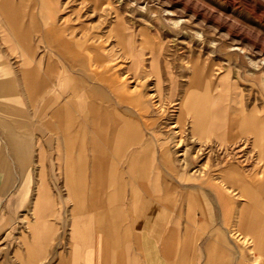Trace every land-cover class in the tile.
<instances>
[{
    "label": "rangeland",
    "instance_id": "rangeland-1",
    "mask_svg": "<svg viewBox=\"0 0 264 264\" xmlns=\"http://www.w3.org/2000/svg\"><path fill=\"white\" fill-rule=\"evenodd\" d=\"M14 2L17 5L13 9L18 12L22 27L28 30L35 50L23 53L0 8V80L3 76L13 77L16 85L12 91L17 92L22 119L30 127L21 136H11L3 123L16 117L5 111L0 100V193L3 194L0 209L14 212L10 234L13 249L21 250L22 244L27 246L32 225L42 221L55 230L56 253L62 256L76 246L85 249L102 242L99 238L103 233L97 224L100 212L73 213L76 201L70 197L64 181V148H56L54 135L41 134V102H47V95L52 92L63 94L62 102L56 105L59 111L75 102L78 108L73 107L79 115L90 110L91 105H86L88 99L84 98V85L91 88L92 83L78 76L86 68L107 76L106 81L127 99L119 107L136 113L135 119L145 137L152 138L156 147L158 140V144L165 142L169 147L166 148L171 160L169 166L159 161L164 148L151 149L155 167L149 183L138 178L132 180L126 165L119 163V169L124 171L123 179L114 185L105 184L106 202L111 193L122 192L117 208L126 217L142 196L170 195V190H175L178 201L189 185L209 177L218 182L230 166L237 167L245 176L258 172L261 164L252 134L239 130L237 143L228 147L218 146L219 138L213 133L193 138L191 116L179 118L178 109L189 92L208 88L221 106L240 108L239 115L256 106L260 113L264 112V0ZM28 58L41 66L34 73L40 81L45 77L48 63L57 62L60 68L53 77V86L44 88L36 97L28 96L19 81ZM69 69L77 72V79L71 80ZM63 72L69 84L67 88L77 93L75 102L69 100L67 88L58 85ZM99 83L115 99L110 86ZM4 90L0 85V98ZM137 99L143 100L147 112L141 110L135 102ZM21 139L26 148H16V142ZM18 149L24 151L22 156L17 154ZM121 157L115 155L113 159L120 161ZM45 187L52 195L53 209L41 216L35 211V202ZM232 195L236 201V218L234 226L227 231L230 249L224 254L223 264H263L264 258L259 256L254 233L248 226L249 213L245 208L249 200L244 189L238 188ZM79 228L82 233L91 231L87 246L82 238L78 239Z\"/></svg>",
    "mask_w": 264,
    "mask_h": 264
},
{
    "label": "crops",
    "instance_id": "crops-1",
    "mask_svg": "<svg viewBox=\"0 0 264 264\" xmlns=\"http://www.w3.org/2000/svg\"><path fill=\"white\" fill-rule=\"evenodd\" d=\"M38 65L35 63L32 65L34 71L38 72L41 67ZM57 65V62L48 63L43 73L45 75L43 81L37 80L39 76L36 78L33 76L30 79L38 82L34 81L31 86L25 84L29 78H24L21 70L19 81L24 92H27L28 96L36 97L44 88L45 90L47 87L51 88L55 82L53 77L60 69ZM68 73L71 80L77 79V72L69 69ZM79 75L84 78L83 81L92 83L91 88L84 85V98L88 99L86 105H91L90 110L84 115H79L75 111L73 105L78 108L75 102L77 93L67 88L69 84L66 73L63 72L58 85L60 88H67L65 93L69 100L75 103H68L70 108L59 111L56 105L62 102L60 98L63 94L52 92L47 95V102H41V134L54 135L56 148H64V181L70 197L76 201L73 213L83 215L98 210L100 216L97 218L101 219L97 220V224L103 233L99 238L102 242L100 245L96 243L89 245L92 247L85 249L76 246L62 256L56 253L55 230L48 222L42 221L32 225L33 232L26 238L27 246L24 247L22 244L21 250L13 249V243L10 242L13 237L10 234L13 233L11 229L14 212L0 209V242L6 240L5 244L0 245V263L223 264L224 254L228 248L230 249L227 231L234 226L236 218V201L232 193L238 188L244 189V195L249 200V205L245 208L249 213V230L254 233L253 239L259 256L264 258V112L260 113L256 106L247 109L246 114L242 111L239 115L237 111L240 108L223 107L214 96H211L212 104L208 108V116H203L199 121L196 122L193 114L185 111L183 118L187 115L192 118L193 138L196 135L201 138L203 135L213 133L219 138L216 143L218 146L228 147L229 144L237 143L239 130L245 132L243 134H252L253 147L257 149L258 163L261 164L258 172L245 176L237 167L230 166L224 169L218 182L209 177L205 181L189 185L188 190L183 191L182 198L178 201L175 190H170V195L142 196L126 217L117 208L122 192L111 193L106 202L105 184L114 185L118 179H123L124 171L119 169V163L126 165V169L132 174V180L138 178L149 183L154 176L155 167L151 149L164 148L159 161L163 166H169L171 160L166 149L169 147L165 142L158 144L159 140L156 147L152 138L144 136L141 126L135 119L136 113L121 110L119 106H123L127 99L115 86L106 81L107 76L104 74L100 76L87 68L80 71ZM12 78L3 76L0 80V85L5 88L0 100L5 111L16 117L4 122V127L11 136L18 137L30 127L22 119L23 109L17 92L12 91V86L16 85ZM99 82L110 86L115 99L99 86ZM135 102L141 110L147 112L142 99ZM46 142L51 145L50 139ZM16 148H26L25 141L21 139L16 142ZM23 153V150H17V154L22 156ZM115 155L122 156L121 160H114ZM58 167L59 170L62 169L61 162ZM2 195L0 193L1 197ZM51 196L48 187L43 188L35 202L36 213L43 216L53 209L50 207ZM105 206L106 208L102 209ZM125 217L128 218L127 224ZM79 232L78 239L82 238L86 246L90 244L88 232L91 231L82 233L79 228ZM231 257L233 261V256Z\"/></svg>",
    "mask_w": 264,
    "mask_h": 264
},
{
    "label": "bare ground",
    "instance_id": "bare-ground-1",
    "mask_svg": "<svg viewBox=\"0 0 264 264\" xmlns=\"http://www.w3.org/2000/svg\"><path fill=\"white\" fill-rule=\"evenodd\" d=\"M14 1L15 0H0V8L3 10V13L8 19V22L14 32V37L18 39V41L20 42L23 53L27 54L35 50V45L32 43V38L27 32L28 30L26 31V29L22 27L21 22H20L21 21L20 16L17 14L18 12L14 11L13 9L14 6L17 5ZM62 49H64V47ZM32 63H33V58L31 59L28 58L25 61L24 68H23V75L25 77L28 76L27 79L29 78L28 81L30 80L29 82L25 81V84H27L28 86L33 85V82H34L32 81L33 79H30V78H33L34 75H35L34 76L35 78L39 76V75L34 74L35 72L36 73L38 72L36 70L34 71L31 65ZM208 90H209L208 88L205 91H199L196 89L195 91L189 92L182 99V101H180L181 103L178 109L179 110L178 117L179 118L182 117L185 111H188L190 114H193L194 118H196V122L202 119L203 116H208V108L211 107L212 97H213V96L211 97ZM178 122L179 120L177 121V124Z\"/></svg>",
    "mask_w": 264,
    "mask_h": 264
}]
</instances>
